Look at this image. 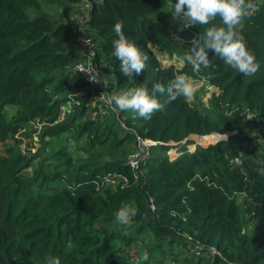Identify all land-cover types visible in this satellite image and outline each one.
Masks as SVG:
<instances>
[{
    "label": "trees",
    "instance_id": "trees-1",
    "mask_svg": "<svg viewBox=\"0 0 264 264\" xmlns=\"http://www.w3.org/2000/svg\"><path fill=\"white\" fill-rule=\"evenodd\" d=\"M89 1L88 31L110 95L138 87L151 95L155 83L166 88L176 74L215 91L205 103H167L157 93L164 108L150 119L115 107L140 138L164 143L134 169V135L122 131L113 112L91 119L90 94L71 72L80 59L72 31L82 0H0V264H46L49 257L60 264H146L131 254L144 238L148 246L166 243L160 253L179 264H264V0H251L259 11L237 27L259 64L252 76L211 50L209 68L185 65L178 73L150 48L182 60L192 38L222 26L219 17L184 27L171 13L176 0ZM117 22L148 56L139 75H123L113 55ZM174 32L189 44L172 40ZM71 100L60 121L59 108ZM212 134L228 137L188 151L187 138ZM71 138L82 154L64 145ZM176 148L180 155L170 160ZM123 206L137 210L128 226L116 222ZM196 243L219 256L181 258L179 249L192 252Z\"/></svg>",
    "mask_w": 264,
    "mask_h": 264
},
{
    "label": "clouds",
    "instance_id": "clouds-1",
    "mask_svg": "<svg viewBox=\"0 0 264 264\" xmlns=\"http://www.w3.org/2000/svg\"><path fill=\"white\" fill-rule=\"evenodd\" d=\"M258 11L259 8L251 0H176L171 13L173 19L179 18L184 27L209 25L217 17L222 21V26L207 27L203 34L192 38L191 47L182 57L183 62L195 71H199L201 67L207 69L210 67L208 50H211L215 56L220 57L225 64L239 73L245 76L254 75L259 70V64L255 56L247 50L244 38L237 31V27L244 18L251 17ZM185 21L187 26L184 24ZM113 31L116 34L112 42L113 55L119 61L121 73L128 77L133 73L139 75L146 67L148 56L125 36L121 22L114 24ZM83 43L90 46L91 41L86 39ZM90 79L98 82L91 76ZM157 93L166 94L167 103H171L178 97H192L194 87L185 75L176 74L168 81L166 88L160 82L155 83L151 95L147 88L138 87L112 94L108 99L114 103L116 109L134 113V118L150 119L154 112L164 108L156 97ZM224 135L227 139L226 134ZM260 174L264 175V169H261ZM136 212L134 207L123 206L115 214L116 222L128 226ZM142 259H148L146 251ZM46 264H60V260L49 257Z\"/></svg>",
    "mask_w": 264,
    "mask_h": 264
},
{
    "label": "built area",
    "instance_id": "built-area-1",
    "mask_svg": "<svg viewBox=\"0 0 264 264\" xmlns=\"http://www.w3.org/2000/svg\"><path fill=\"white\" fill-rule=\"evenodd\" d=\"M91 8L92 7L89 0H82V2L76 6L78 18L76 25L73 28L72 34L76 43L77 53L79 54L80 59L73 65V67L71 68V72L80 77L81 81L85 86V89L88 90L90 94L91 109L88 112V116L91 119H95L97 117L105 118L107 116H110L113 112L118 118L117 121L122 131L130 132L134 135L136 139V143L134 145L136 151L130 157L129 164L135 169L138 167L139 163L148 156L151 148L164 145V143L150 139H142L138 135H136L134 131H132L126 126L125 119L122 117H118V111L115 109L114 103H111L109 101L108 97L110 96V93L108 90V82L102 78L98 64L95 61L96 40L88 31V25L91 21ZM171 38L174 41H180L183 45L189 44V41L183 38L179 33H172ZM86 39H89L91 41L90 46L83 43V41ZM90 76L98 82L92 81L90 79ZM197 83H199L201 86L203 84L202 81ZM72 102L73 100H71L69 103H66L65 105H62L59 108L60 121L64 120L65 117L70 113ZM34 124V129H41V123L37 122ZM170 145L175 146V144ZM171 150H174V153L178 156L180 155L177 152V148ZM231 163L233 166L237 165L238 159H232ZM110 181L112 182V180ZM204 251H207L210 256H219L218 252L213 248H206L204 245L198 243L192 245V253L195 257H198Z\"/></svg>",
    "mask_w": 264,
    "mask_h": 264
},
{
    "label": "rangeland",
    "instance_id": "rangeland-1",
    "mask_svg": "<svg viewBox=\"0 0 264 264\" xmlns=\"http://www.w3.org/2000/svg\"><path fill=\"white\" fill-rule=\"evenodd\" d=\"M153 50L157 53V58L161 60V63H162L163 66H168L170 64H174L176 69L178 70V73H182L183 72L182 68L185 65H187L185 62H183L182 60H178L176 57H173L172 59L168 60L167 57H162V54L159 51L156 50V47H154ZM190 82L193 84V87H194V95L192 97H190V98H187V100H189L190 102H192L194 100V98L196 97V98L200 99L203 103H205L208 100V98L210 97V95L212 94V92L215 91L213 88H207V89L204 88L203 86H201L196 81L190 80ZM71 83L73 84L72 80H71ZM39 133H40V130H36L34 135H33V137H32L34 148H36V149L40 145L38 143ZM213 135H217V134H213ZM220 137L221 138H225V135L223 137L222 136H220ZM220 137H218L217 139L219 140ZM217 139L214 140V142H211V143H209L207 145H201L197 138H193V140L192 139L191 140L187 139L188 141L193 142V145L188 146L187 149H188L189 152L191 150L194 151L196 146L206 147L208 145L217 143L218 142ZM197 141H198V143H197ZM24 142H28V141H24ZM79 142H76L74 140V138H71L64 145H66L69 148V150L72 151L73 153L77 152L78 154H82L83 151L77 148ZM184 143H185V141H183L181 144H184ZM23 147H24V143H23ZM249 148H252V147L249 146ZM179 151H180V149H179ZM32 152H34V150H32ZM237 152L240 153L241 150L238 149ZM167 154H168V156L170 157L171 160H173L174 158H176L178 156L177 154L174 153V150L169 151ZM35 163H37V160L35 161ZM142 242H143V246L140 245L141 246L140 248L135 247V248H133V250L131 252V254L133 255V258H135V261L139 260V263H141L140 260L142 258L141 256H143L142 253H144L145 251L148 253L149 250H150V251H152V256L150 258H148L147 260H143L142 259L146 264H179L178 262L173 261L174 260L173 259L174 258L173 255H169L167 253L166 254L167 257H165L163 254L160 253L161 252L160 250H162V249L166 250V248L168 247V245L166 243H164V242L160 243V242H158V240H155L151 244H149V246H148L149 241H148L147 238H144L142 240ZM143 248H144V250H143ZM179 253L182 254L181 258H182V256L183 257L184 256H188L189 257L190 255H192L191 249H189V251H187L183 247H181L179 249Z\"/></svg>",
    "mask_w": 264,
    "mask_h": 264
},
{
    "label": "bare ground",
    "instance_id": "bare-ground-1",
    "mask_svg": "<svg viewBox=\"0 0 264 264\" xmlns=\"http://www.w3.org/2000/svg\"><path fill=\"white\" fill-rule=\"evenodd\" d=\"M219 136H215V135H210V136H206V137H203L199 143L201 145H207L211 142H214V140H216Z\"/></svg>",
    "mask_w": 264,
    "mask_h": 264
},
{
    "label": "crops",
    "instance_id": "crops-1",
    "mask_svg": "<svg viewBox=\"0 0 264 264\" xmlns=\"http://www.w3.org/2000/svg\"><path fill=\"white\" fill-rule=\"evenodd\" d=\"M76 14H77V12H76ZM150 48H151V49H154V46H153V45H151V46H150ZM161 54H162V57H166V55H165V54H163V53H161ZM166 59H167V58H166ZM168 60H170V59H168ZM212 135H213V134H212ZM219 136H220V135H219ZM193 138H197V139H198V136H196V135H192V136H190V137H189V138H187V139H189V140H191V139H192V140H193ZM198 140H199V139H198ZM186 141H187V140H186ZM186 141H185V142H186ZM199 141H200V140H199ZM197 143H198V141H197ZM191 151H193V150H191ZM191 151H190V152H191ZM173 250L176 252V250H175V249H173ZM206 259H207V257H206Z\"/></svg>",
    "mask_w": 264,
    "mask_h": 264
},
{
    "label": "water",
    "instance_id": "water-1",
    "mask_svg": "<svg viewBox=\"0 0 264 264\" xmlns=\"http://www.w3.org/2000/svg\"><path fill=\"white\" fill-rule=\"evenodd\" d=\"M215 136H219V135H215ZM203 137H204V136H198V139L201 140ZM219 137H220V136H219ZM222 137H223V136H222ZM227 137H228V135H227ZM225 139H226V138H221V137H220L219 140H218V139H217V140H218V142H220V141L225 140Z\"/></svg>",
    "mask_w": 264,
    "mask_h": 264
}]
</instances>
